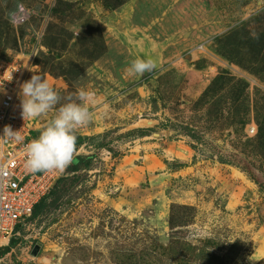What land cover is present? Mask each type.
<instances>
[{
    "label": "rangeland",
    "instance_id": "obj_1",
    "mask_svg": "<svg viewBox=\"0 0 264 264\" xmlns=\"http://www.w3.org/2000/svg\"><path fill=\"white\" fill-rule=\"evenodd\" d=\"M136 57L157 68L129 74ZM16 58L94 119L90 167L13 261L41 243L61 264H264V0H0Z\"/></svg>",
    "mask_w": 264,
    "mask_h": 264
},
{
    "label": "built area",
    "instance_id": "obj_2",
    "mask_svg": "<svg viewBox=\"0 0 264 264\" xmlns=\"http://www.w3.org/2000/svg\"><path fill=\"white\" fill-rule=\"evenodd\" d=\"M24 66L26 62H17V58L0 60V137L5 126L20 131L21 137L19 141L0 140V264H44V257L32 255L33 246L23 249L24 258L17 257L13 261L12 257L21 247V242L16 247H11V244L14 240H26L22 234L33 226L35 206L49 194L59 179L69 175L67 169L63 173H30L25 169L24 146L39 137L35 132L44 129L47 119L40 117L25 121L21 116L19 93L20 85L25 82ZM93 98L89 96L88 100ZM77 156L78 153L74 158ZM50 261L51 264H61L59 260Z\"/></svg>",
    "mask_w": 264,
    "mask_h": 264
},
{
    "label": "clouds",
    "instance_id": "obj_3",
    "mask_svg": "<svg viewBox=\"0 0 264 264\" xmlns=\"http://www.w3.org/2000/svg\"><path fill=\"white\" fill-rule=\"evenodd\" d=\"M156 68L157 63L153 58L136 57L131 61L127 72L143 76ZM74 96L75 99L69 96L67 103L56 108L61 96L41 75L34 73L30 80L20 85L21 116L25 121L47 116L55 111L54 117L49 120L39 137L24 146L26 171L63 173L74 162L77 153L76 133L94 119V113L88 107L90 93L78 90ZM19 132L13 131L11 126H5L0 140L19 141ZM250 259L253 260L254 256Z\"/></svg>",
    "mask_w": 264,
    "mask_h": 264
},
{
    "label": "trees",
    "instance_id": "obj_4",
    "mask_svg": "<svg viewBox=\"0 0 264 264\" xmlns=\"http://www.w3.org/2000/svg\"><path fill=\"white\" fill-rule=\"evenodd\" d=\"M43 131L40 130L38 132H35L36 135H40V133ZM192 138H195L193 135H190ZM84 142V138L77 135V147H79ZM103 146V145H102ZM78 159V162H73L68 168V173H78L80 171H84L88 167H90V161L91 157H76ZM75 160V158H74ZM78 178L76 175L73 177H63L57 181L53 189L49 192V194L44 197L40 202L35 206L34 212H33V218H36L40 216L47 208H57L58 204L61 202L64 194L66 193L65 189L67 184L73 185L75 184L76 180ZM50 200V201H49ZM49 201V202H48Z\"/></svg>",
    "mask_w": 264,
    "mask_h": 264
},
{
    "label": "water",
    "instance_id": "obj_5",
    "mask_svg": "<svg viewBox=\"0 0 264 264\" xmlns=\"http://www.w3.org/2000/svg\"><path fill=\"white\" fill-rule=\"evenodd\" d=\"M74 162L77 163L78 162V159L75 158ZM40 249H41V243H37L34 246L33 250H32V255L33 256H37L39 254V252H40Z\"/></svg>",
    "mask_w": 264,
    "mask_h": 264
},
{
    "label": "bare ground",
    "instance_id": "obj_6",
    "mask_svg": "<svg viewBox=\"0 0 264 264\" xmlns=\"http://www.w3.org/2000/svg\"><path fill=\"white\" fill-rule=\"evenodd\" d=\"M42 261H43L44 264H51L50 259H48L47 257L43 258Z\"/></svg>",
    "mask_w": 264,
    "mask_h": 264
},
{
    "label": "crops",
    "instance_id": "obj_7",
    "mask_svg": "<svg viewBox=\"0 0 264 264\" xmlns=\"http://www.w3.org/2000/svg\"><path fill=\"white\" fill-rule=\"evenodd\" d=\"M44 119V118H43ZM47 123H44V127L46 126Z\"/></svg>",
    "mask_w": 264,
    "mask_h": 264
}]
</instances>
